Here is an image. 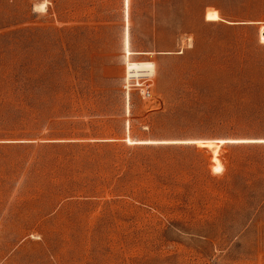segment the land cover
Returning <instances> with one entry per match:
<instances>
[{"label": "rangeland", "instance_id": "rangeland-1", "mask_svg": "<svg viewBox=\"0 0 264 264\" xmlns=\"http://www.w3.org/2000/svg\"><path fill=\"white\" fill-rule=\"evenodd\" d=\"M263 36L264 0H0V264H264Z\"/></svg>", "mask_w": 264, "mask_h": 264}, {"label": "bare ground", "instance_id": "bare-ground-1", "mask_svg": "<svg viewBox=\"0 0 264 264\" xmlns=\"http://www.w3.org/2000/svg\"><path fill=\"white\" fill-rule=\"evenodd\" d=\"M218 17H217V12L215 11V12H213L212 14H209V19H211V20H216ZM263 40H264V36H263ZM130 54H132L131 53V51H127V56H130ZM217 148H219V147H217ZM217 148L216 149H214V154H217V152H218V150H217Z\"/></svg>", "mask_w": 264, "mask_h": 264}, {"label": "trees", "instance_id": "trees-1", "mask_svg": "<svg viewBox=\"0 0 264 264\" xmlns=\"http://www.w3.org/2000/svg\"><path fill=\"white\" fill-rule=\"evenodd\" d=\"M132 54H134V52H132ZM8 146H10V145H8V144H0V149L7 148ZM11 146H12V148H17V147H22V146H26V145L23 144V143H18V144H14V145H11Z\"/></svg>", "mask_w": 264, "mask_h": 264}]
</instances>
